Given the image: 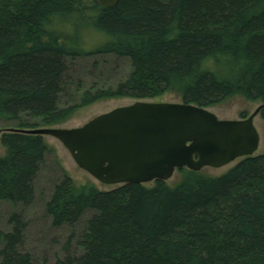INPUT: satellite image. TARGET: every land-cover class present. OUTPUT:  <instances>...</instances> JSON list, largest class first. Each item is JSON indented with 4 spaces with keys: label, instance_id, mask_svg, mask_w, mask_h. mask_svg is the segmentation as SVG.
<instances>
[{
    "label": "trees",
    "instance_id": "trees-1",
    "mask_svg": "<svg viewBox=\"0 0 264 264\" xmlns=\"http://www.w3.org/2000/svg\"><path fill=\"white\" fill-rule=\"evenodd\" d=\"M99 55L128 59L125 81L59 107L67 60ZM168 91L206 109L235 96L264 105V0H120L112 8L0 0V120L14 130L60 126L99 100ZM0 143V202L27 205L49 148L43 137L15 132ZM177 173L173 187L155 181L112 191L64 177L45 208L53 226L93 216L82 255L55 264H264V155L218 177ZM11 220L12 232L0 234V264H35L19 252L22 228Z\"/></svg>",
    "mask_w": 264,
    "mask_h": 264
},
{
    "label": "water",
    "instance_id": "water-1",
    "mask_svg": "<svg viewBox=\"0 0 264 264\" xmlns=\"http://www.w3.org/2000/svg\"><path fill=\"white\" fill-rule=\"evenodd\" d=\"M96 1L112 8L120 0ZM263 108L228 121L191 104L139 101L79 128L9 131L59 141L76 165L103 185H145L167 182L179 170L198 173L253 157L260 143L254 119Z\"/></svg>",
    "mask_w": 264,
    "mask_h": 264
},
{
    "label": "rangeland",
    "instance_id": "rangeland-1",
    "mask_svg": "<svg viewBox=\"0 0 264 264\" xmlns=\"http://www.w3.org/2000/svg\"><path fill=\"white\" fill-rule=\"evenodd\" d=\"M86 38L85 42L88 44L90 39H88V36ZM67 66L64 92L59 98V107L78 105L85 92L95 93L97 91L114 90L117 85L125 81L131 72L128 59L111 55L67 60ZM139 101L182 103L180 95L174 91H168L155 98L145 100H137L131 97L103 99L86 107H78L66 123L55 127L61 129L79 128L102 114L133 105ZM261 105L260 102H252L241 96H235L221 101L215 106L207 108V110L219 120L232 121L240 120L243 114L248 117ZM22 119L25 120L26 118L23 117ZM26 120L27 122L31 121ZM14 126L0 120V139L4 133L10 132V129L14 130ZM254 126L260 137L259 148L254 156H261L264 155V121L260 114L254 119ZM43 140L49 149L33 183L34 198L27 205L17 204L13 206L7 202H0V234L12 232L16 222H13L11 217L16 216L22 228L19 252L30 255L35 264H55L68 256L79 257L82 255L81 242L87 229V223L93 216V212L88 211L75 225L53 226L52 219L45 208L52 196L55 185L67 176L77 188L91 185L99 191H112L120 186L99 183L76 165L59 141L51 137H43ZM4 155L5 149L0 143V158ZM241 160H236L220 169L206 168L201 172L209 177H218L229 171ZM180 179L181 176L175 172L166 184L173 187ZM153 184L148 183L144 186L152 187ZM1 247L2 244L0 243Z\"/></svg>",
    "mask_w": 264,
    "mask_h": 264
}]
</instances>
